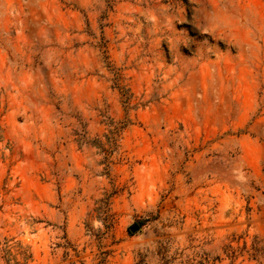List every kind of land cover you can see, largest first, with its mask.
<instances>
[{
    "label": "rangeland",
    "instance_id": "1",
    "mask_svg": "<svg viewBox=\"0 0 264 264\" xmlns=\"http://www.w3.org/2000/svg\"><path fill=\"white\" fill-rule=\"evenodd\" d=\"M0 264H264V0H0Z\"/></svg>",
    "mask_w": 264,
    "mask_h": 264
},
{
    "label": "water",
    "instance_id": "2",
    "mask_svg": "<svg viewBox=\"0 0 264 264\" xmlns=\"http://www.w3.org/2000/svg\"><path fill=\"white\" fill-rule=\"evenodd\" d=\"M130 230H131V232L134 233V232H136L137 228L136 227H132Z\"/></svg>",
    "mask_w": 264,
    "mask_h": 264
}]
</instances>
